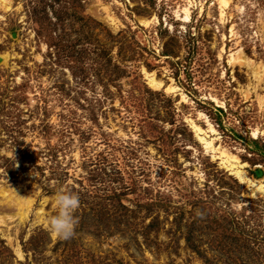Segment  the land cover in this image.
I'll use <instances>...</instances> for the list:
<instances>
[{"label": "rangeland", "instance_id": "374dc122", "mask_svg": "<svg viewBox=\"0 0 264 264\" xmlns=\"http://www.w3.org/2000/svg\"><path fill=\"white\" fill-rule=\"evenodd\" d=\"M225 1L0 0V264H264V0Z\"/></svg>", "mask_w": 264, "mask_h": 264}, {"label": "clouds", "instance_id": "9594fccd", "mask_svg": "<svg viewBox=\"0 0 264 264\" xmlns=\"http://www.w3.org/2000/svg\"><path fill=\"white\" fill-rule=\"evenodd\" d=\"M51 201L52 207L56 209L54 215L47 217L51 234L59 239H68L78 222L73 212L79 205V197L69 189L60 187L52 195Z\"/></svg>", "mask_w": 264, "mask_h": 264}, {"label": "bare ground", "instance_id": "6f19581e", "mask_svg": "<svg viewBox=\"0 0 264 264\" xmlns=\"http://www.w3.org/2000/svg\"><path fill=\"white\" fill-rule=\"evenodd\" d=\"M221 2L224 4V5H227V2L225 0H221ZM178 15V14H177ZM179 17V20L182 21V22H189L190 21V10L188 7L184 8L183 10V16ZM5 58H3L4 60ZM2 60V59H1ZM150 84L153 86V87H159L161 86L160 83L157 82V80L154 78V77H150V80H149ZM171 86V85H170ZM169 90H171V92H175V91H180L179 88H177L176 86H171L169 88ZM181 95V98H182V101L185 100V95L183 93H179ZM213 101H216L217 105L220 106V107H223V103L219 102L218 100H216L215 98L212 99ZM193 129L197 135V137L199 138V140L205 145V147L208 149V148H212V149H215L214 148V142L213 140H206V139H203L199 136L200 134V131H201V128H199L198 126L196 125H193ZM212 131H214L213 128H211ZM218 153H219V157L222 159V163L223 164H226V166H229L232 170V172L238 176L241 180H243L245 178V173L242 171V167H244L243 165H239V161L238 159L236 158V156L230 154L228 151L222 149V148H218ZM214 157V156H213ZM246 165V164H245ZM225 166V165H224ZM253 187L256 188V190L258 191H261L264 193V183H262L261 181H258L257 183L253 182V181H249ZM5 196V194H4ZM17 200V199H16ZM28 201V200H27ZM15 203V202H14ZM28 203V202H27ZM19 204V203H18ZM16 206V205H14ZM28 207V206H27ZM0 221H2V218L0 217Z\"/></svg>", "mask_w": 264, "mask_h": 264}]
</instances>
